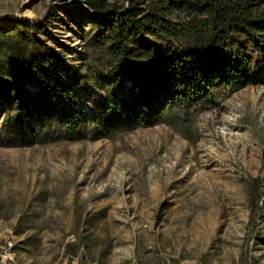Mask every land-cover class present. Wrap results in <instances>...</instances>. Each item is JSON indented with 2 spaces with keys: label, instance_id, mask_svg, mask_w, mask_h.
<instances>
[{
  "label": "rangeland",
  "instance_id": "1",
  "mask_svg": "<svg viewBox=\"0 0 264 264\" xmlns=\"http://www.w3.org/2000/svg\"><path fill=\"white\" fill-rule=\"evenodd\" d=\"M138 5L176 26L138 41L146 71L209 52L185 29L208 30L200 14ZM20 18L38 26L19 32ZM104 25L84 0H0L2 68L14 73L0 83V264H264V49L235 35L253 81L218 84L152 124L104 129L110 93L131 85L94 40ZM10 43L49 57V81L72 86L83 137L66 136L58 100L15 67Z\"/></svg>",
  "mask_w": 264,
  "mask_h": 264
},
{
  "label": "trees",
  "instance_id": "2",
  "mask_svg": "<svg viewBox=\"0 0 264 264\" xmlns=\"http://www.w3.org/2000/svg\"><path fill=\"white\" fill-rule=\"evenodd\" d=\"M84 1L92 13L104 17L107 23L95 30L94 40L104 46L115 67L122 68L123 74L131 80L126 93L114 90L107 98L104 129L152 124L166 107L199 102L218 84L236 89L254 80L248 54L235 49L232 44L235 35H242L264 49V10L259 7V0H167L171 9L182 8L201 15L203 27L208 26V30L202 31L191 24L185 29L196 42L207 43L209 52L205 55L195 52L186 60L173 54L165 66H159L154 72L146 71L135 62L138 41L146 32L176 34V26L155 9L146 10L138 5L141 0H128L120 5L110 0ZM25 24L38 26L36 21L20 18L16 22L19 32L24 33ZM8 31L0 26V53L3 54L2 46L9 42ZM10 46L15 67L32 75L43 90L51 91L58 100L66 136L70 139L83 137L81 121L87 119L80 110L77 95L58 74L54 75L52 83L49 81L42 67L50 64L49 57L31 58L14 43ZM1 58L0 55V83L6 78L5 74H14L2 68ZM183 84L186 87L183 88Z\"/></svg>",
  "mask_w": 264,
  "mask_h": 264
}]
</instances>
